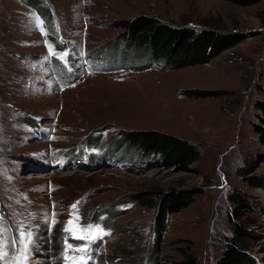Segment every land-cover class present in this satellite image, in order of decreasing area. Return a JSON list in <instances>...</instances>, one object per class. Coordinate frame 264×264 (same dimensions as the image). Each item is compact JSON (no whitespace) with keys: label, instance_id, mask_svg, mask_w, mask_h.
<instances>
[{"label":"rangeland","instance_id":"rangeland-1","mask_svg":"<svg viewBox=\"0 0 264 264\" xmlns=\"http://www.w3.org/2000/svg\"><path fill=\"white\" fill-rule=\"evenodd\" d=\"M257 1L0 0V264H81L87 249L94 264H182L189 245L198 264H216L232 219L264 264V140L255 129L264 0ZM140 14L248 38L210 62L165 68L114 26ZM196 87L220 93H184ZM134 129L188 139L199 157L186 163L143 152L122 136ZM173 188L200 191L171 214L169 247L149 252L156 208L123 200ZM236 189L247 202L240 217L230 198Z\"/></svg>","mask_w":264,"mask_h":264},{"label":"trees","instance_id":"trees-1","mask_svg":"<svg viewBox=\"0 0 264 264\" xmlns=\"http://www.w3.org/2000/svg\"><path fill=\"white\" fill-rule=\"evenodd\" d=\"M228 1L239 5L258 2L257 0ZM114 26L123 28L122 40L131 41L138 46L139 50L151 51L156 59L164 61L163 67L165 68H179L210 62L223 50L248 38L244 33L226 32L215 27L195 28L187 24L175 26L148 14H140L133 19L115 22ZM184 93L188 96L209 97L219 95L220 92L196 87L186 89ZM257 106L261 110L259 114L261 121L255 123V129L264 140V100H258ZM122 136L128 145L139 147L143 152L163 153L164 156L178 158L186 163H191L199 157L196 144L170 132L159 129H134L123 131ZM252 182L255 183V181ZM199 191V188H173L163 192L143 190L133 192L129 198H124V202L136 201L156 208L155 239L152 244L153 248L148 249L149 252H159L169 247L171 242H163V234L167 230L171 214L188 206ZM230 198L235 204L234 216L240 217L241 208L247 204L245 196L236 189L230 193ZM116 213L117 210H111L108 219ZM231 222L234 230L227 236L225 247L216 264H258L247 251L249 232L235 219ZM184 250L185 258L182 264H198L192 245Z\"/></svg>","mask_w":264,"mask_h":264},{"label":"snow or ice","instance_id":"snow-or-ice-1","mask_svg":"<svg viewBox=\"0 0 264 264\" xmlns=\"http://www.w3.org/2000/svg\"><path fill=\"white\" fill-rule=\"evenodd\" d=\"M73 207H75V205H73ZM69 223H71V221H69ZM65 230L68 231L69 229L66 228ZM90 233H91V228H89V234ZM21 235L23 236L24 234L22 233ZM81 238H83V237H81ZM3 247H4V245H3L2 233H0V249H2ZM25 247H26V245H25ZM0 255H3L2 251H0Z\"/></svg>","mask_w":264,"mask_h":264},{"label":"bare ground","instance_id":"bare-ground-1","mask_svg":"<svg viewBox=\"0 0 264 264\" xmlns=\"http://www.w3.org/2000/svg\"><path fill=\"white\" fill-rule=\"evenodd\" d=\"M44 177H46V176H44ZM41 178H43V177H41Z\"/></svg>","mask_w":264,"mask_h":264}]
</instances>
